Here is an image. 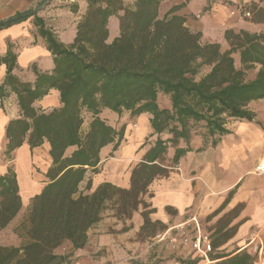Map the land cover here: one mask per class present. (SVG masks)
<instances>
[{
	"label": "trees",
	"instance_id": "obj_1",
	"mask_svg": "<svg viewBox=\"0 0 264 264\" xmlns=\"http://www.w3.org/2000/svg\"><path fill=\"white\" fill-rule=\"evenodd\" d=\"M164 0H133L128 7L123 0H85L86 11L76 26L70 45H63L34 16L37 34L44 40L53 68L41 72L31 66L33 82H23L14 75L17 69L13 45L0 58L6 74L0 85V101L16 97L18 118L5 128L7 144L3 155L24 143L30 150L49 145L51 165L45 175L47 184L31 199L24 228V243L19 247L0 246V264H72L74 253L88 243V232L107 213L119 222L131 220L142 208L143 224L151 223L149 187L155 180L168 178L189 152L200 153L215 147L229 134L230 120L253 121L252 102L264 99V34L240 30L224 32L229 49L221 52L217 43H201L200 32H190L186 18L176 15L182 6L170 8L159 18ZM212 2L207 0L208 11ZM253 11L255 4H250ZM71 13L78 6L71 4ZM255 23H264V11L258 9ZM32 13L16 17L0 29L23 22ZM118 20L119 35L108 42L109 19ZM238 54L239 68L233 58ZM258 67L254 78L246 72ZM209 72L199 80L201 70ZM58 92L59 107L50 110L34 104ZM168 96L170 109L161 108L158 96ZM119 117L148 115L150 132L138 151H145L130 171L129 188L122 189L104 182L92 189L91 176L100 173V152L111 145L107 157L119 150L128 129L116 130L100 118L101 110ZM88 130L82 135V126ZM201 128L202 131H196ZM154 138L151 143L148 140ZM198 138L201 146L194 150L191 142ZM72 149L67 155L68 150ZM86 182L85 190L79 186ZM21 209L16 174L8 167L0 176V230L6 228ZM128 227L122 229L127 232ZM19 235V237H23ZM70 252L59 255L55 250L64 244ZM216 264H251L243 253ZM189 259L181 264H200Z\"/></svg>",
	"mask_w": 264,
	"mask_h": 264
},
{
	"label": "crops",
	"instance_id": "obj_2",
	"mask_svg": "<svg viewBox=\"0 0 264 264\" xmlns=\"http://www.w3.org/2000/svg\"><path fill=\"white\" fill-rule=\"evenodd\" d=\"M234 1L231 0L232 3ZM70 4L78 6L76 13H71L68 8H62ZM58 5L64 6L57 8ZM204 7H207V0H190L186 10L189 14H196ZM85 11V0H0V26L27 13L33 14L23 22L0 29V58L5 55L7 46L13 45L17 65V69L13 72L14 75L23 82H33L32 65H36L41 72H49L53 68L45 42L37 34L38 27L33 23L34 16L40 18L44 28L52 33L60 43L67 46L73 42L76 26ZM212 25H215L214 20L212 21L210 17L205 18L202 23L204 29L201 32L209 31ZM215 26L218 28V23ZM231 30L257 33L251 27L237 23L236 19L231 21ZM221 36L223 37V33ZM109 41L112 40H109L108 36ZM5 74L6 67L0 65V85ZM34 107L42 110L59 107L58 92L50 90L47 96L34 104ZM104 111L108 110H101V119H103L101 116ZM110 113L111 117H119ZM18 114L14 95L3 100L2 106L0 101L1 156H4L3 152L7 144L5 128L9 121L18 118ZM148 119V115L135 118L138 125L142 124L145 128L140 138L150 132ZM260 123V127L256 124L243 125L242 129L245 132L243 130L232 132L231 122H229L226 127L230 133L223 136L215 147L200 153L193 151L185 154L179 161V172L171 171L168 178L155 180L149 187V193L152 194V198H148L149 210H154L149 215L150 222L159 223L158 225L163 226L166 231L184 224L190 217L195 216L203 232L208 236L209 240L204 248L211 264L222 261L223 259H218L220 257L229 259L243 253L250 256L251 264H259L264 253V226L258 223L255 212L256 204L255 201H251L250 191L245 183L246 176L255 175L254 168L264 155V150L256 156L255 165L251 169L243 170L241 163V160L245 159L253 149L264 146V123L262 120ZM107 124L116 130L119 129L111 123L107 122ZM137 127V125L134 126V129ZM190 146L196 150L201 146V142L198 138H194ZM108 147L112 148L109 145L100 152L99 176L101 180L96 183L93 181L92 189L104 182L128 189L130 172H126V168L130 162V154L125 156L121 147L113 154V158L107 161L110 152H105V150ZM135 147L136 143L129 145L131 154L136 152ZM49 149V145L44 143L41 147L30 150L29 146L24 143L10 154L11 158L7 160L6 165L12 167L16 174L21 205L29 198L38 195L47 184L48 180L45 175L51 165ZM142 155L143 153L138 162ZM31 161L41 164L42 179L29 180L23 185L20 177L23 173H30ZM113 165L117 167L114 174L111 172ZM7 166H0V176L6 173ZM255 176L264 182L262 177ZM142 224V220L137 221L138 230ZM192 259L196 257L193 256Z\"/></svg>",
	"mask_w": 264,
	"mask_h": 264
},
{
	"label": "rangeland",
	"instance_id": "obj_3",
	"mask_svg": "<svg viewBox=\"0 0 264 264\" xmlns=\"http://www.w3.org/2000/svg\"><path fill=\"white\" fill-rule=\"evenodd\" d=\"M189 1L190 0H164L159 8V18H163L170 8L182 6L176 15H182L186 18L185 27L190 32H200L202 34L201 43L219 44L221 52L227 51L230 47L229 43L224 39V32L226 30H231V21L235 19L237 23L256 30L257 34H264V23H255L258 9L264 11V0H235L233 3L231 0H211L212 4L208 11H205L204 9L206 7H204L203 9H199L196 14H189L187 12L186 7ZM123 2L126 6L130 7L132 6L133 0H123ZM240 4L243 6V10L245 9L246 12H249V17H245L244 11L239 10L238 6ZM250 4L256 5L255 11L252 10ZM62 6L64 5H58L57 8ZM207 17H210L212 21L214 20L215 25L218 23V28L212 25L213 27H211L209 31L202 33L201 30L204 29L202 23H204V19ZM70 19L72 20L71 17ZM107 28L109 31V40H113L119 35L118 21L116 18L109 20ZM234 32L237 33V31ZM222 33L223 37L221 36ZM233 58L236 68H239L238 54H234ZM258 69L259 68L256 67L251 71H247L245 79L252 80ZM208 72L209 69H202L196 79L199 80ZM158 104L161 108L167 107L166 109H170L169 97L159 95ZM248 108L255 114L253 121L230 120L232 132L236 130L242 131L243 125L256 124L259 126V124H261L260 120L264 123V99L250 103ZM110 114L109 111H104L101 117L108 123L114 125L117 129H120L121 125H125L128 129L125 140L121 143V147L125 156L130 154V162L126 168V172H130L131 168L138 162L140 155L147 149V147H145L143 150L138 151L148 134L146 133L147 135L145 134L140 138L145 128L142 124L138 125L139 123L135 121V118H131L128 114L124 113L120 117H111ZM136 125L138 127L134 129ZM87 130L88 121H85L82 126L81 134L84 135ZM196 131L200 132L202 129L198 128ZM243 132L245 131L243 130ZM153 140L154 138L148 140L147 143H151ZM134 143H136V152L131 154L129 145ZM110 150L111 148L108 147L105 152H110ZM263 150L264 146H261L253 149L247 154L246 158L241 160L243 170L251 169L255 165L256 156ZM71 151L72 149L68 150L67 155L70 154ZM107 161L110 160L107 159ZM6 163L7 159L0 154V166H7ZM41 170L42 166L40 163L35 164L31 161L30 173H23L21 175V183L24 185L26 182H29V180H41V175L43 174ZM116 171L117 167L113 165L111 172L114 174ZM173 171L179 172L178 166L173 169L172 172ZM91 178L92 184L93 181L96 183L101 180L99 174L91 176ZM245 183L250 191L249 197L251 201H255L256 204L255 212L258 217V223L264 226V182L255 175H248L245 178ZM85 188L86 182H83L79 186V191L88 193ZM31 199L32 198H29L27 202L22 203L21 209L16 217L6 228L0 230V246L19 247L24 243V228L22 224L27 220ZM144 201L148 204L149 199L145 197ZM142 211V208L139 207L137 212L133 214L131 220L125 222H119L113 217V214L107 213L103 220L88 232V243L82 250L74 253V261L72 264H181L189 259L192 260L193 256L196 257V254L191 252L190 246L182 243V237L177 230H172L170 236L165 235L167 230L165 231L164 227L161 225L153 224L142 231L140 229L138 230L137 221L142 220L140 217ZM125 227H128L129 230L127 232H122V229ZM200 227L202 229L201 224ZM19 235L23 237H19ZM69 252L70 245L67 243L55 250V253L59 255Z\"/></svg>",
	"mask_w": 264,
	"mask_h": 264
},
{
	"label": "built area",
	"instance_id": "obj_4",
	"mask_svg": "<svg viewBox=\"0 0 264 264\" xmlns=\"http://www.w3.org/2000/svg\"><path fill=\"white\" fill-rule=\"evenodd\" d=\"M239 10H243V6L240 4ZM244 16L249 17V12L243 10ZM253 173L264 179V155L257 162ZM172 230H177L180 232L182 237V243L190 246L191 252L196 254V258L201 259V264H211L208 259V253L204 248V245L208 243V236L204 234L203 230L200 227L198 219L193 216L190 217L184 224L168 229L165 235L170 236ZM259 264H264V253L259 261Z\"/></svg>",
	"mask_w": 264,
	"mask_h": 264
}]
</instances>
